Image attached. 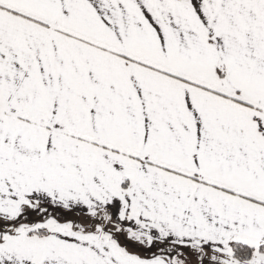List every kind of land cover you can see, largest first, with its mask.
Listing matches in <instances>:
<instances>
[{
    "label": "snow or ice",
    "instance_id": "obj_1",
    "mask_svg": "<svg viewBox=\"0 0 264 264\" xmlns=\"http://www.w3.org/2000/svg\"><path fill=\"white\" fill-rule=\"evenodd\" d=\"M0 264H264V0H0Z\"/></svg>",
    "mask_w": 264,
    "mask_h": 264
}]
</instances>
